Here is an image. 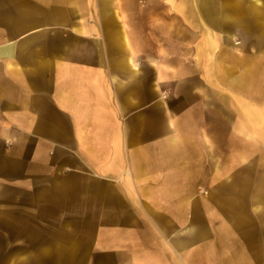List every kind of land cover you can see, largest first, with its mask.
<instances>
[{"label":"crops","instance_id":"obj_1","mask_svg":"<svg viewBox=\"0 0 264 264\" xmlns=\"http://www.w3.org/2000/svg\"><path fill=\"white\" fill-rule=\"evenodd\" d=\"M224 4L0 0V264H264V42Z\"/></svg>","mask_w":264,"mask_h":264},{"label":"rangeland","instance_id":"obj_2","mask_svg":"<svg viewBox=\"0 0 264 264\" xmlns=\"http://www.w3.org/2000/svg\"><path fill=\"white\" fill-rule=\"evenodd\" d=\"M261 1L264 2V0ZM252 2L253 0H225V10H229L232 14H236L237 12L239 15L236 19H241L246 25L244 29L242 27L239 31H235V35L231 40V42L234 40L239 42V44L234 46L239 52H253L255 36L264 42V19H262L257 34L255 35L252 19L245 15L248 5L252 4ZM225 23H227V21H225Z\"/></svg>","mask_w":264,"mask_h":264}]
</instances>
